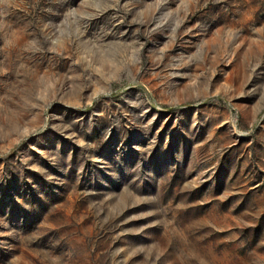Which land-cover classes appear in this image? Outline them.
<instances>
[{
	"label": "rangeland",
	"instance_id": "obj_1",
	"mask_svg": "<svg viewBox=\"0 0 264 264\" xmlns=\"http://www.w3.org/2000/svg\"><path fill=\"white\" fill-rule=\"evenodd\" d=\"M0 264H264V0H0Z\"/></svg>",
	"mask_w": 264,
	"mask_h": 264
}]
</instances>
